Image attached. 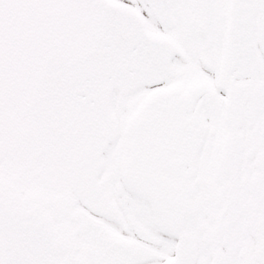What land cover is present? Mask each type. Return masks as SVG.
<instances>
[{
  "label": "snow or ice",
  "instance_id": "6c2138e0",
  "mask_svg": "<svg viewBox=\"0 0 264 264\" xmlns=\"http://www.w3.org/2000/svg\"><path fill=\"white\" fill-rule=\"evenodd\" d=\"M0 264H264V0H0Z\"/></svg>",
  "mask_w": 264,
  "mask_h": 264
}]
</instances>
